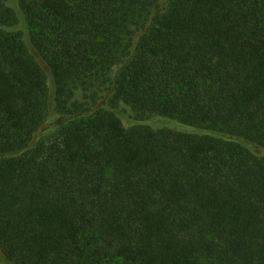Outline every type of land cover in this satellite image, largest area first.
Wrapping results in <instances>:
<instances>
[{
  "label": "trees",
  "instance_id": "obj_1",
  "mask_svg": "<svg viewBox=\"0 0 264 264\" xmlns=\"http://www.w3.org/2000/svg\"><path fill=\"white\" fill-rule=\"evenodd\" d=\"M9 263L264 264V0H0Z\"/></svg>",
  "mask_w": 264,
  "mask_h": 264
},
{
  "label": "rangeland",
  "instance_id": "obj_2",
  "mask_svg": "<svg viewBox=\"0 0 264 264\" xmlns=\"http://www.w3.org/2000/svg\"><path fill=\"white\" fill-rule=\"evenodd\" d=\"M50 88H51V93L52 94L55 93V91L53 89V85L51 84V82H50ZM117 111H119V113H121L123 115V117H125V119L128 120V121H132L133 118H134V114H133L132 110L130 109L129 106H127L125 104H121L118 107ZM150 121L154 125H157V126H161L162 125L159 121H156V120H153V119L152 120L151 119H148L147 120V122H149V123H150ZM166 126H170V127H174V128H177V129L178 128L181 129L180 126L174 125V124H172V125H166ZM54 136H55V134H52L50 136L47 135V136H44L42 138H44L45 141L50 142L54 138ZM120 262H121V260H120Z\"/></svg>",
  "mask_w": 264,
  "mask_h": 264
}]
</instances>
